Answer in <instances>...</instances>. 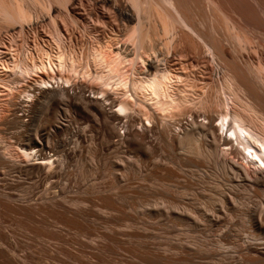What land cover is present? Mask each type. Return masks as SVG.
<instances>
[{"label": "bare ground", "instance_id": "1", "mask_svg": "<svg viewBox=\"0 0 264 264\" xmlns=\"http://www.w3.org/2000/svg\"><path fill=\"white\" fill-rule=\"evenodd\" d=\"M257 36L261 0H0V264H264Z\"/></svg>", "mask_w": 264, "mask_h": 264}, {"label": "rangeland", "instance_id": "2", "mask_svg": "<svg viewBox=\"0 0 264 264\" xmlns=\"http://www.w3.org/2000/svg\"><path fill=\"white\" fill-rule=\"evenodd\" d=\"M261 3L263 4V6H264V2H263V0H261ZM83 4H84V6H86L87 7V3L86 2H83ZM224 4V3H223ZM77 5V6H76ZM75 6L76 7H74L75 8V10H74V8H73V10L75 11H73L74 13L73 14H76V12H77V10H78V12H80L81 10H84L85 12L83 13V11H82V13H77V14H79L82 18H86V16H87V11H88V7H89V5H88V7L87 8H83V9H80V5L77 3ZM79 5V6H78ZM254 5H255V3H254ZM253 5V6H254ZM222 6H225V5H222ZM78 7V8H77ZM83 7V6H82ZM255 8V12H257V13H259V8H258V6L257 5H255L254 6ZM204 8V7H203ZM224 8V7H223ZM94 9H98V8H94ZM199 9H201V8H199ZM205 9V8H204ZM203 9V10H204ZM80 10V11H79ZM87 10V11H86ZM203 10L201 9V11L202 12H199L198 10V12L199 13H197V15H196V13H195V15H194V18H195V20L197 19V21H199L200 23H205L206 22V10L204 11L205 13H203ZM107 11H109V10H107ZM98 14H100V13H97L96 15H98ZM103 16H104V19L106 20V19H108V20H106L107 21V24H106V29H108L109 30V26H111V24L110 23H112V19L111 18H113V14L112 13H110V12H106V10H105V12L103 13ZM94 18H96L95 16H94ZM94 18H93V20H92V24H93V26H98L97 25V22L94 20ZM95 21V22H94ZM109 22V23H108ZM96 23V24H95ZM95 24V25H94ZM104 28H105V26H104ZM29 29V30H28ZM27 29V31L28 32H26L27 33V40H28V43H31L32 44V42H34L35 40L37 41V42H40V43H45V41L48 39V33H47V26L44 24V23H41V22H38L37 23V25H35V26H32V27H29ZM85 36L83 35V33H82V31H81V29L80 28H77V29H75L74 30V32H73V40L75 41V43H77V45H81L84 41V38ZM18 38V37H17ZM256 39H257V41H258V44H259V46L257 47V51H258V54L260 55V57H262L261 59H263L262 61H263V64H264V47L263 48H261V46H264V41L260 38V37H256ZM35 41V42H36ZM81 41V42H80ZM158 42H159V39H158ZM81 43V44H80ZM84 44V43H83ZM190 53V52H189ZM255 55H252V53H248V55H247V53H243L242 54V57H241V59L242 60H244V61H249V62H253L252 64H255L256 63V60H257V58H258V55H256L257 53H254ZM257 58H256V57ZM173 57V59H171ZM171 58H170V60H169V66L172 68H174V66L176 67V68H181V64H179V60L181 61V57L180 58H178V56H175V58H174V56H172ZM194 57V58H193ZM177 58V59H176ZM186 58H188V61L190 60V61H192V62H194V65L195 66H193L194 68V70L193 71H195L196 69V71H195V75L196 74H198V75H200L201 73V70H199V69H203V67H204V62L200 59H198V58H196L193 54H188V56L186 57ZM193 60H192V59ZM196 58V59H195ZM195 59V60H194ZM198 59V60H197ZM247 59V60H246ZM172 60V61H171ZM178 60V62L177 63H175L176 61ZM173 61H174V66H171L170 64H171V62L173 63ZM198 61V62H197ZM203 62V63H202ZM181 63V62H180ZM185 63V62H184ZM198 63V64H197ZM176 64H178V66L176 65ZM186 64V63H185ZM203 64V65H202ZM173 65V64H172ZM182 65L184 66V64L182 63ZM200 65V66H199ZM180 66V67H179ZM196 66H198V67H196ZM205 67H207L206 65H205ZM183 68V67H182ZM196 68V69H195ZM208 69V70H207ZM207 71L206 72H208L209 73V71H210V69H209V67H207ZM263 74V77H264V69H263V72H262ZM197 76V75H196ZM195 81H196V79H195ZM198 81V80H197ZM199 82V81H198ZM119 132L120 133H122V130L120 129L119 130ZM235 154H234V153ZM238 153H236L235 151H230V150H227L226 151V153L224 154H222L223 155V157H225L227 160H231L232 162H237V161H241V156H240V154H238ZM234 155H236V156H234ZM233 157V158H232ZM231 158V159H230ZM235 160V161H234ZM242 162L244 163V160H242ZM254 168V166H247V165H245V173H247L248 175H252V169ZM210 173L209 172H207L206 173V176L208 177H205V183H207V182H209L211 179V175H209ZM194 175H196L195 173H194ZM193 175V177L195 178V179H197V176L195 177ZM110 177V178H109ZM107 176V177H105L104 179H99V180H97V182H100L101 184H108L109 182H111V181H109L108 179H110L111 180V177H112V175H110V176ZM113 178V177H112ZM109 181V182H108ZM206 194H208V192H206ZM185 198H187V199H191L192 200V197H190V196H185ZM263 198V196H259V199L258 198H254V197H252V199H256V200H261ZM193 202H196V201H193ZM196 203H198V202H196ZM212 231H213V233H212ZM217 233V228H211V229H209V230H207L206 231V233H205V237H207V239H212L213 238V236L215 235ZM232 250V248H228V247H222V249L220 248L219 250L220 251H226V250ZM231 252V251H230ZM43 261L44 260H42V263H43ZM47 262H50V261H48V260H46ZM46 261H44V264H50V263H47ZM46 262V263H45ZM79 264V263H78ZM81 264V263H80ZM205 264H207V263H205Z\"/></svg>", "mask_w": 264, "mask_h": 264}]
</instances>
